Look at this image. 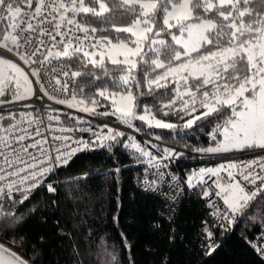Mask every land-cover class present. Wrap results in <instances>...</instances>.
<instances>
[{"label": "snow or ice", "instance_id": "6c2138e0", "mask_svg": "<svg viewBox=\"0 0 264 264\" xmlns=\"http://www.w3.org/2000/svg\"><path fill=\"white\" fill-rule=\"evenodd\" d=\"M0 50L15 57L0 54V232L5 238L11 234L8 242L15 247H32L25 259L0 243V264H65L66 256L45 251L43 235L33 243L23 227L36 217L47 224L46 213L60 211L57 178L79 153L103 149L111 158L119 147L131 151L135 165H147L135 188L162 201L147 227L153 235L162 233L167 252L185 244L176 217L184 198L196 197L206 202L210 217L195 236L205 254L221 247L220 235L234 234L247 221L251 232L242 229L240 239L264 257V155L257 153H264V0H0ZM53 105L115 117L134 132L170 130L189 139L202 133L207 143L182 137L186 151L147 139L140 143L107 121L93 128ZM159 115L175 116L179 123ZM192 153L224 162L181 179L176 170ZM127 167L108 173L117 193ZM90 178L82 173L74 179ZM38 191H46L44 203L22 212ZM136 194L130 193L133 201ZM122 206L118 195L117 207ZM70 219L53 220L62 239L76 236L77 227L83 230L82 224L70 230ZM120 238L130 252L126 234ZM71 247L80 255V244ZM107 254L108 264H135L134 257H118L115 249ZM156 264H171L170 254Z\"/></svg>", "mask_w": 264, "mask_h": 264}, {"label": "trees", "instance_id": "16d2710c", "mask_svg": "<svg viewBox=\"0 0 264 264\" xmlns=\"http://www.w3.org/2000/svg\"><path fill=\"white\" fill-rule=\"evenodd\" d=\"M243 67V66H241ZM144 103H151L150 97H145ZM105 109H99L104 111ZM143 111V105L138 108V112ZM108 122L119 124L115 117H101ZM158 118L171 120L179 123L175 116ZM138 127H142V122H134ZM212 125H209L210 130ZM151 133L146 135V133ZM142 135L153 137L162 135L165 137L161 142L172 147L180 148L183 151L182 137L188 143H196L201 146L206 145L207 136L202 133L192 134V139L184 137L183 132H172L170 130L147 129L140 131ZM123 139V138H122ZM197 153L186 156L181 165L177 168L179 178L183 179L185 173L198 169L199 167L214 166L224 162L221 159L197 158ZM128 165L120 174L122 191L117 193L115 186H111L109 171L119 165ZM142 166L133 163V157L123 147L115 150V155L110 158L109 153L103 149H97L92 152L79 153L74 158L70 167L64 168L58 175V181L61 184L59 189L60 211L51 216L47 224L39 223V217L29 220L23 227V234L33 243L43 235L46 240V252L55 251L58 254L67 257L65 264H108L110 257L108 252L115 249L118 257L131 259L134 257L135 264H156L162 255L170 254L171 264H264L255 253L254 249L247 247L240 239L242 229H248L251 232L250 225L246 221L240 228L235 229L234 234L227 232L220 235L217 243L221 247L211 255L204 253L199 242L196 240V233L200 231L201 221L210 219L205 202L196 197L184 198L176 217L175 227L179 233L186 238L185 244H177L170 253L166 250L169 245L161 239L162 233L153 235L147 227V221L151 220L158 209L163 207L160 199L151 196H142L135 188L134 176L140 171ZM82 173H89L90 179L77 180ZM81 185L84 187L82 188ZM73 191L78 195L74 198ZM136 191V199L133 201L130 193ZM47 195L46 191H38L31 202H26L21 208L26 212L27 208L32 207L37 201L44 203L43 198ZM123 199L122 208L117 207V196ZM66 215L72 219L69 220L68 227L71 230L73 225H83L76 228V236L69 238H60L57 236V230L53 225L56 216ZM118 217V220H113ZM91 225V229L88 228ZM167 231V223L164 224ZM123 232L127 236V244L131 245L130 252L123 250L121 245L125 243L120 238ZM88 239L87 237H89ZM11 238H5L0 232V241L6 246L12 247L23 258L29 259L32 254L31 245L27 250L15 247L8 241ZM190 241V243L188 242ZM81 245L80 255H76L71 247L72 243ZM149 246L151 251H149ZM51 258V257H49Z\"/></svg>", "mask_w": 264, "mask_h": 264}, {"label": "built area", "instance_id": "2783aa9c", "mask_svg": "<svg viewBox=\"0 0 264 264\" xmlns=\"http://www.w3.org/2000/svg\"><path fill=\"white\" fill-rule=\"evenodd\" d=\"M0 54L5 55L6 58H9V59H13V60H15V57H13V56H12L11 54H9V53H5L3 50H0ZM21 66L23 67L22 64H21ZM27 70H28V69L25 68V71H27ZM45 99H46V98H45ZM47 103L51 104L50 101L47 102ZM40 104H41V102H40V101H37V106H39ZM53 106L56 107V108L63 109L64 112L70 113L72 116L82 117L85 121H90L91 124H92V127H93V128H95L98 124H101V123H103V122L106 121L105 119H103V118H101V117H93V116H89L87 113H82V112L77 113L74 109H65L63 105H53ZM9 107H11L13 111H16L17 108H18V106H9ZM61 119L64 120L65 117H64V116H61ZM107 122H108V121H107ZM67 123H68L69 125H73V124H75V121H74V120H68ZM109 124H110V126L115 127V128H117L118 130L125 132L126 135H132V136H134V137L136 138L137 142L143 143L144 140L147 139V140H152L153 143L161 144L162 147H163V146H170V145H167V144H165V143H163V142L155 141L154 139L149 138V136L142 135V134L139 133V132H134L132 129H128V128H126V127H121V126H119L118 124H115V123H112V122H109ZM83 126H84V127H87L88 124L85 123ZM74 135L77 136V137H79V136H84L85 138H87L88 133H79V132H77V133H75ZM123 139H126V137H123ZM170 147H172V146H170ZM123 149H124L125 151H127L129 154H131V151H130V150L125 149V148H123ZM153 151H155V150H153ZM257 153L260 154V155H264V153L260 152V150H257ZM227 155L231 156L233 159H236L237 157H239L240 159H245V160L254 158L253 155H251V154H250V155H246V156H240L239 154H227ZM197 158L200 159V158H209V157L206 156V155H200V154H199V155H197ZM212 158H213V157H212ZM215 165H216V164H215ZM215 165H214V166H215ZM144 167H147V165H143V166L141 167L140 171H139L138 173L135 174V176H134V184H135L136 179H137V178L140 176V174L142 173ZM151 171H152V170L150 169L149 172H151ZM176 175L179 177V174H178V171H177V170H176ZM221 203H222V202H221ZM205 206H206V202H205ZM206 209H207V208H206ZM207 211H208V209H207ZM200 230H201V228H200ZM255 253H256L257 257H258L259 259H261V260L264 262V257H261L256 251H255Z\"/></svg>", "mask_w": 264, "mask_h": 264}, {"label": "rangeland", "instance_id": "374dc122", "mask_svg": "<svg viewBox=\"0 0 264 264\" xmlns=\"http://www.w3.org/2000/svg\"><path fill=\"white\" fill-rule=\"evenodd\" d=\"M149 138L154 139L153 137H149ZM160 142H161V141H160ZM0 243H3V242L0 241ZM8 247H9V246H8ZM11 248H12V247H11ZM13 250H14V249H13ZM14 251H15V250H14Z\"/></svg>", "mask_w": 264, "mask_h": 264}]
</instances>
